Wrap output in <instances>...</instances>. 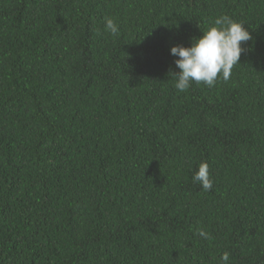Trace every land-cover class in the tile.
Listing matches in <instances>:
<instances>
[{
  "label": "trees",
  "instance_id": "16d2710c",
  "mask_svg": "<svg viewBox=\"0 0 264 264\" xmlns=\"http://www.w3.org/2000/svg\"><path fill=\"white\" fill-rule=\"evenodd\" d=\"M223 15L239 63L179 92L169 49ZM223 253L264 264V0H0V264Z\"/></svg>",
  "mask_w": 264,
  "mask_h": 264
},
{
  "label": "clouds",
  "instance_id": "9594fccd",
  "mask_svg": "<svg viewBox=\"0 0 264 264\" xmlns=\"http://www.w3.org/2000/svg\"><path fill=\"white\" fill-rule=\"evenodd\" d=\"M104 30L110 35H118L119 27L111 18H105ZM252 39L249 31L227 15L216 18L213 25L202 32L198 38H192L189 46L174 45L169 51L175 57L174 64L179 70L172 72L174 87L185 92L192 83H203L213 87L218 79L227 81L231 70L239 63L242 44ZM193 183L201 185L204 191L212 189V180L206 162H201L192 176ZM197 234L208 239V233L198 230ZM222 264H228L229 254L221 255Z\"/></svg>",
  "mask_w": 264,
  "mask_h": 264
}]
</instances>
